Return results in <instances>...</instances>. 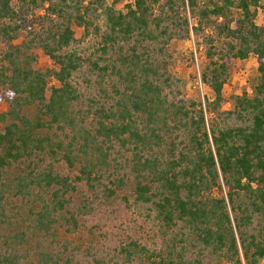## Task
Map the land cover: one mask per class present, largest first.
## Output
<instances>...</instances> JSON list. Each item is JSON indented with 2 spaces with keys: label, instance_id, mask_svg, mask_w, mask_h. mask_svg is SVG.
Instances as JSON below:
<instances>
[{
  "label": "trees",
  "instance_id": "1",
  "mask_svg": "<svg viewBox=\"0 0 264 264\" xmlns=\"http://www.w3.org/2000/svg\"><path fill=\"white\" fill-rule=\"evenodd\" d=\"M259 6L0 0V264H81L79 247L58 242L59 230L76 232L81 217L117 199L155 241L127 235L107 260L90 244L83 257L94 264H260ZM191 36L205 58L200 82L212 94L204 103L188 98L169 72V43ZM34 50L53 65L38 68ZM250 55L252 96H231L223 110L229 64Z\"/></svg>",
  "mask_w": 264,
  "mask_h": 264
},
{
  "label": "rangeland",
  "instance_id": "2",
  "mask_svg": "<svg viewBox=\"0 0 264 264\" xmlns=\"http://www.w3.org/2000/svg\"><path fill=\"white\" fill-rule=\"evenodd\" d=\"M111 2V0H107ZM122 5H119L120 9ZM255 23L264 27V0H260V6L256 9ZM24 33H20L15 44L23 40ZM197 39L191 36L186 40L173 39L168 45V52L171 54L174 64L169 67V72L178 78L182 85V90L188 98L198 99L204 103V98L211 100L212 94L203 88L200 82V69L205 61L202 48H197ZM81 46V45H80ZM79 46V47H80ZM83 49L84 47L81 46ZM36 55V66L38 68L51 67L53 64L46 55L38 50L33 51ZM229 77L223 90L225 102L222 104L223 110L231 108L229 98L231 96L247 95L252 96V88L256 81V61L253 55L245 60L232 59L229 64ZM6 108L5 103L0 102V112ZM62 170L68 174L65 168ZM71 172V171H70ZM124 203L117 199L110 208L103 207L92 215L81 217L79 227L76 232L68 233L64 228L59 230V241L67 240L73 247H79L77 257L81 264L88 262L94 264L92 255L86 256V252L93 244L100 253L95 254V258L103 257L107 260L108 254L113 247L125 239L127 235L137 238L152 245L155 241L150 227L142 219L134 221V216ZM89 231L93 234L90 236ZM93 242V243H92ZM93 254L95 250H90ZM264 264V260L260 261Z\"/></svg>",
  "mask_w": 264,
  "mask_h": 264
}]
</instances>
